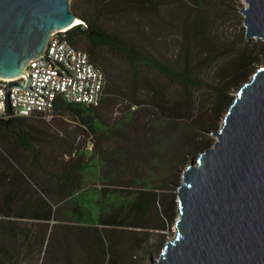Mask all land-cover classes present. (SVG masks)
I'll return each instance as SVG.
<instances>
[{
  "label": "trees",
  "instance_id": "16d2710c",
  "mask_svg": "<svg viewBox=\"0 0 264 264\" xmlns=\"http://www.w3.org/2000/svg\"><path fill=\"white\" fill-rule=\"evenodd\" d=\"M231 2L70 0L81 23L64 37L103 72L102 97L97 106L58 99L52 118L78 121L62 137L35 114L0 117V264L40 260L47 228L35 232L34 226L58 222L62 204L67 207L62 227L79 225L67 264L117 263L109 232L126 224L145 227L158 202L155 186L167 176L169 158L154 155L152 146L165 149L166 128L176 122L172 157L197 141L207 148L205 132L217 128L231 88L242 84L264 49L262 41L236 48L218 33ZM206 93L213 98L198 101ZM114 102L125 112L109 122L98 110ZM150 120L156 129L146 128ZM115 137L119 144L112 149L107 140ZM125 152L134 169L146 172L132 174L131 190L115 186L120 174L114 158ZM23 219L30 223L23 225Z\"/></svg>",
  "mask_w": 264,
  "mask_h": 264
},
{
  "label": "water",
  "instance_id": "95a60500",
  "mask_svg": "<svg viewBox=\"0 0 264 264\" xmlns=\"http://www.w3.org/2000/svg\"><path fill=\"white\" fill-rule=\"evenodd\" d=\"M244 2V39L264 43V0ZM79 23L70 0H0V77L24 74L52 32ZM210 134L182 171L174 235L149 264H264V64Z\"/></svg>",
  "mask_w": 264,
  "mask_h": 264
},
{
  "label": "rangeland",
  "instance_id": "374dc122",
  "mask_svg": "<svg viewBox=\"0 0 264 264\" xmlns=\"http://www.w3.org/2000/svg\"><path fill=\"white\" fill-rule=\"evenodd\" d=\"M244 5V0H232L228 12L223 17L219 18V24L221 25L218 33L222 35V37L226 41L235 45L236 48L241 47L246 42L251 43L261 41L256 39L246 41L244 39L245 29L243 25V15L241 14V12H239L241 6ZM170 44L171 49H173V41H171ZM255 62H257V64L255 65V67H252L251 71L248 73L243 82L250 78L251 74L256 70L258 66L264 64V49L262 50V52L256 55ZM207 77L209 79H213L215 75L213 72L209 71L207 73ZM240 85L241 84L231 88L228 101L223 106L221 118L218 120L217 128L215 130L219 128L221 121L227 111V108L232 102L231 99L234 98L235 92L239 89ZM211 98L213 97L210 93L203 94L200 98L197 97L198 101L202 103L207 102V100L209 101ZM98 111L99 115L101 114V117L105 118L107 121L115 122L120 116L124 114L125 108L120 105V103L114 102L108 107H101ZM148 112H150V116L153 120V113H151V110H149ZM152 120H150V123L146 126V128L154 130L156 128L154 127ZM46 122H48L47 126L50 128V131L60 137L65 135V132L74 130L75 124H78V121L76 119H72L69 116L62 117L61 119H47ZM177 125L179 124L175 122V124H172L168 128H166L167 146L165 149H157L155 145L152 146L153 149L151 151H153V154L158 155L161 159L167 156L169 158L168 161L170 165L165 181H163V183H161L159 186H155L156 192L158 194V202L156 203V207L152 210L150 218L145 222V227H133L126 224V226H123L119 229H112L109 232L111 236H113L112 239L114 241L115 248H117L116 254L114 256L115 261H117L116 264H149L151 258L154 260L158 258V255L162 250L165 242L169 239H172L174 235V223L178 216L177 187L181 183L182 171L190 163V161L195 160L199 153L211 147L213 142L215 141V137L210 134L211 131H206L205 141L209 144L207 148H204L203 145L197 141L194 146H187V149L182 153V155L172 157V151L177 144L176 130L179 129ZM118 142L119 140L115 137L113 139L107 140V146L111 147L112 149L116 148L117 144H119ZM128 148H130L131 153L135 150L130 146ZM145 150L146 149L143 148V152ZM86 152L87 154H90L91 146L87 147ZM126 155L127 154L125 152L123 157L114 158V164L118 169V174H120V185L115 186L122 190H131L132 188H134V184L132 183V181H129L130 178L133 177L132 174L134 172H137L140 174L143 173V175H145L146 172L144 170V167L142 169L141 166L138 167V170L134 169L129 163ZM95 185L97 187L100 186V184ZM61 206L62 212L66 210L67 207L65 205L62 204ZM62 212L56 215L59 219L58 222L56 221L53 223V221H51L49 223H42V225L34 226V230L35 232H38V229L46 227L47 238V236L49 235V231H52L55 228V231L52 234L53 237H49V241L52 239L51 245L56 242H60V244H63L64 247V245L66 246L68 242L73 239L78 230L76 228L79 227V225L71 224L69 225L68 229L63 228L64 225L61 224V221L65 222V215ZM129 220L130 219H127V223L129 222ZM21 221L23 222V225H27L30 223L28 219H23ZM59 235H61L63 238L58 239L57 236ZM63 249L66 253V249ZM134 255L137 256L135 262H133ZM105 258L107 257H104V261ZM90 260L91 259L89 257L88 262H90ZM39 261V259H35V256L26 258V264H39ZM104 264L106 263L104 262ZM110 264L115 263L111 262Z\"/></svg>",
  "mask_w": 264,
  "mask_h": 264
},
{
  "label": "built area",
  "instance_id": "2783aa9c",
  "mask_svg": "<svg viewBox=\"0 0 264 264\" xmlns=\"http://www.w3.org/2000/svg\"><path fill=\"white\" fill-rule=\"evenodd\" d=\"M67 29L50 34L44 52L28 61L25 73L0 77V117L38 115L51 119L55 102L97 106L102 97L104 74L85 51L65 39ZM20 81L23 86L12 85Z\"/></svg>",
  "mask_w": 264,
  "mask_h": 264
},
{
  "label": "crops",
  "instance_id": "0c3cea01",
  "mask_svg": "<svg viewBox=\"0 0 264 264\" xmlns=\"http://www.w3.org/2000/svg\"><path fill=\"white\" fill-rule=\"evenodd\" d=\"M57 238L59 239L63 237L59 235ZM51 240L49 241L46 238L39 264H67L69 262V242L63 247V244H60V242L51 245ZM63 248L66 249V253Z\"/></svg>",
  "mask_w": 264,
  "mask_h": 264
}]
</instances>
